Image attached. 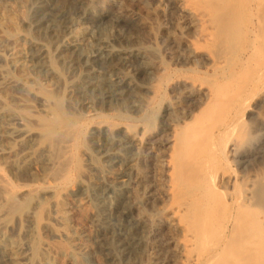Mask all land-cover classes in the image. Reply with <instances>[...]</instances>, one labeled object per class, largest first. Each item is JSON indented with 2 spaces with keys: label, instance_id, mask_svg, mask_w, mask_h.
<instances>
[{
  "label": "bare ground",
  "instance_id": "1",
  "mask_svg": "<svg viewBox=\"0 0 264 264\" xmlns=\"http://www.w3.org/2000/svg\"><path fill=\"white\" fill-rule=\"evenodd\" d=\"M60 1L62 7L57 13L67 19L71 18L73 8L79 9L93 25H101L105 19L114 22L122 19L119 14L97 9L90 0ZM179 2L181 10H185V0ZM248 2L221 3L228 7L230 4L229 9L233 10L229 18V12H225L227 19L223 22L217 6L214 11L211 7L207 9V43L215 46L210 52L212 61L207 73L216 78L215 88L207 89V106L221 100H226L229 106L211 130L210 151L207 153L204 147L193 155L195 177L193 172L191 175L184 172L190 175L185 181L183 169L180 172L177 189L180 194L177 192L179 198L172 210L182 227L188 228L186 246L202 248L189 254L190 264H264V10L255 4L258 10L253 12L247 9L249 4L245 5ZM30 3L31 0H0V47L11 49L8 54L0 53V59L11 69H4L5 65L0 69L4 74L0 85V163L16 176L30 179L15 185L0 169V249L5 261L61 264L60 260L65 259L69 264H85L93 251L87 240L93 239L92 233L103 230L106 223L98 211L101 215L96 212L88 217L93 232L76 225L74 213L79 205L73 197L79 191L88 192L93 198L98 192L99 196L104 195L102 200L98 197L103 202L101 207L116 213L121 220H128L120 236L139 250L144 227L129 216L135 163L121 154L125 148L137 151L138 131L129 124L114 126L104 121L79 128L67 120L75 110L72 96H87L89 86L99 90L100 82L105 86L103 101L124 102L126 94L136 87L133 75L123 70V66L140 65L151 75L146 66L149 56L142 48L114 47L107 28H103L102 38L95 44L90 43L87 28L60 36L57 26L46 24L48 11L42 4L34 18L36 24L31 21L40 32L36 31L37 36L53 38L51 48L44 38H35V32L30 33L29 14L25 12ZM210 3L207 4L211 6ZM193 14L205 16L199 10ZM25 25L29 30L22 29ZM80 61L88 65V72L67 80L62 67L70 68ZM95 62L106 63L114 76L109 75L111 71L99 73L91 66ZM38 71L43 73L42 77H37ZM89 76L102 78L86 82L84 79H90ZM223 84H231L234 91L219 90L218 86ZM20 89L38 100L39 115L25 112L31 103L19 93ZM31 120L37 121V126L31 125ZM216 136L222 137L218 146L213 142ZM90 145L100 148L103 161ZM219 151L236 164V175L207 165ZM117 163L124 168L116 173L112 169ZM218 182L220 189L215 187ZM11 224L17 225V236L10 233ZM112 231L97 240L113 254ZM47 234L60 240H50Z\"/></svg>",
  "mask_w": 264,
  "mask_h": 264
},
{
  "label": "rangeland",
  "instance_id": "2",
  "mask_svg": "<svg viewBox=\"0 0 264 264\" xmlns=\"http://www.w3.org/2000/svg\"><path fill=\"white\" fill-rule=\"evenodd\" d=\"M90 1L97 9H103L116 15L119 14L122 19L119 22L105 19L101 25H93L77 8H73L70 19L57 13L62 7L60 0H31L32 5L30 3V6L25 8V12L29 14L30 24L28 25L30 27L25 25L26 28H22L23 30L30 29L31 35L35 32L33 35L35 38L40 36H37L40 32L37 31V26L34 24H36V15L39 13L38 8L43 4L46 13L48 11L46 24L57 26V29L60 30L59 33H61L60 36H63V34L66 36L73 31L87 28L90 34V36L88 34V39L90 43L92 42L91 44L93 42L95 44L102 38L101 34L107 28V36H109L111 45L127 49L142 48L149 56L146 66L151 75L144 72V67L140 65L123 66L125 68H122L123 70L129 71L133 75L136 87L135 91L126 94L124 102L120 103L119 101L114 104L107 103V100L103 101L101 98L105 96L103 95L105 94L103 92L105 86L103 87L104 84L101 82L100 91L98 88L93 87L94 89H92V86H89L87 96L75 94L72 96L74 101L71 99L75 110L68 115L67 122L73 127L80 128L83 124L104 121L109 124L112 123L114 126L120 123L129 124L139 133L137 151L134 153L133 150L127 148L121 151L124 159H134L135 163L132 172L134 185L130 194L132 207L129 210V216L139 220V224L144 227L143 237L138 247L139 250H136L129 239L120 236L128 224V220H121L116 213H110L108 209L101 207L103 202L101 201V203L99 198L101 196L104 198V195L99 196L98 192L97 197L94 196L95 199L88 196L90 195L88 192L87 194L84 193L85 191H79L73 197L79 205V209L74 213L76 225L87 230V232H93L90 229L92 226L88 217L91 214L100 212L101 217H105V225L107 226L103 225L101 228L103 230L93 232L92 234L95 233V237L93 236V239L91 237L89 238L91 240H87L93 251L90 258L86 259L85 264H190L189 254L195 253L201 247L196 246V248L190 249L186 246L188 228L184 229L182 227L181 221L173 213L172 205L179 198L180 190L177 189L180 186V174H183L182 177L185 178V181L189 172L190 175L192 172V175H195V169L193 171L192 167V164L194 165L193 155L198 154V151L203 150L204 147H207V153L210 151L209 136L211 130L220 121L223 111H226L229 106L226 100H221L216 105L207 106V89L215 88L216 84V78L212 73H207V66L212 61L210 52L215 47L214 43H207V9L211 10L212 8L213 10V7L216 9L218 7L221 11L217 10L220 13L217 14L223 16L219 17L223 22L227 19V16L228 18L229 15L230 17L233 16L231 12L233 10L229 9L230 4L228 7V5L225 6L221 3H231V0H185V10H181L179 0ZM247 1H249L245 3L247 6L249 4L248 7L246 6L247 9L250 8L249 10L253 9V12H257V6L260 4L261 9L264 10V0ZM210 2H216L217 4L220 2V5L212 3L213 6ZM207 3H210L211 6ZM255 4L258 5L255 6ZM220 6L222 7L219 8ZM246 7L244 8L246 9ZM195 10H199V13L204 12L205 16L201 14L196 16L193 14ZM227 11L229 13L226 16L225 12ZM31 20L34 21V24ZM48 36L46 38L41 35L39 39L44 38L43 41L53 48L54 40L51 36ZM10 50L8 46L0 47V53L4 55L10 53ZM33 50L31 49V54L34 53ZM105 64L95 62L91 66L95 67L94 69L98 72L100 71L99 73L108 74L111 69L110 66L108 67ZM4 65L0 59V69ZM5 66L4 69H7V67L10 69L9 66H6V68ZM62 69L64 70V77L66 76L67 80H73L82 73H87L88 65L80 61L75 66L62 67ZM35 74L37 77L43 75L40 71ZM111 74L114 76L112 71L109 75L111 76ZM96 77L98 76H89L90 79L86 77L84 80L86 82L89 80L93 82L101 81L100 78L102 77L99 76L100 80ZM3 80L4 74L0 73V85ZM218 88L219 90L228 91L226 93L234 91L231 84H223ZM19 93L29 98L31 103V106L24 109L25 112L39 115L38 100L34 98L33 94L23 89H20ZM30 124L37 126L38 122L31 120ZM221 140L222 137L216 136L215 141H213L217 144L215 146H218ZM87 143L91 144L88 140ZM90 147L99 156L100 161H103L100 148L96 145H90ZM221 153L220 151L217 152L216 159L213 161L209 159L207 165L211 169L219 168V170L236 175L238 173L236 164ZM123 168L122 163H117L113 165L112 170L117 173L121 172ZM0 169L15 185L30 181L26 177L16 176L1 163ZM184 172L188 174L185 173V175ZM219 184V182L215 184L218 189L221 185ZM72 185L70 184L69 187H72ZM100 199L102 200V197ZM98 206L100 209H98ZM183 219L186 223L190 222L188 218ZM16 227V224H11V229L9 228L10 233H14L15 236H17ZM107 231H112L113 234L118 235L115 236L114 234L113 243L115 245H113L115 248L113 254L104 247V244H98L97 239H100ZM45 236L50 240L55 238L58 241L60 240L52 235L47 234ZM19 238L22 239V236ZM23 242H25V239ZM204 247H206L204 250L207 251V243ZM66 262L65 259L60 260L61 264H69ZM0 264H8L1 249Z\"/></svg>",
  "mask_w": 264,
  "mask_h": 264
}]
</instances>
